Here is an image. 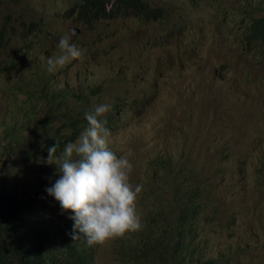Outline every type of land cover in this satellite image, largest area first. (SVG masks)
Returning <instances> with one entry per match:
<instances>
[{
    "label": "rangeland",
    "instance_id": "rangeland-1",
    "mask_svg": "<svg viewBox=\"0 0 264 264\" xmlns=\"http://www.w3.org/2000/svg\"><path fill=\"white\" fill-rule=\"evenodd\" d=\"M248 1L142 0L139 4L151 12L163 9L161 18L144 20L107 14L109 1L101 0L89 6L79 24L67 14L77 0H0V172L10 165L9 186L14 183L21 191L41 179L39 152L27 147L29 158L19 161L27 135L46 137L64 127L66 113L121 99L113 127H107L110 148L129 158L131 182L145 185L137 201L141 218L147 216L141 203L151 201L150 192L157 187H171L169 177L178 185L189 174L195 183L196 172L213 187L212 195L214 184L230 193L235 174L231 165L239 164L251 184L210 205L219 204L221 215L241 211L229 232L239 235L246 247L233 264H264V188L252 189L264 179V170L252 162L264 151V44L247 41L252 19L264 15V0H252L261 10H248ZM60 35L69 36L84 55L49 72L46 57L59 55ZM44 75L58 90L82 86L86 99L66 96L56 107L55 100L37 92L33 97ZM124 97L132 99L130 105ZM11 127L20 131V144L8 153L2 131ZM222 146L230 150L229 165L222 164ZM198 202L203 204L204 197ZM61 212L63 218L72 215ZM199 216L207 249L231 255L225 238L216 234L218 224L206 221L202 212ZM135 234L126 236L134 240ZM117 241L95 247L96 264H121Z\"/></svg>",
    "mask_w": 264,
    "mask_h": 264
},
{
    "label": "trees",
    "instance_id": "trees-1",
    "mask_svg": "<svg viewBox=\"0 0 264 264\" xmlns=\"http://www.w3.org/2000/svg\"><path fill=\"white\" fill-rule=\"evenodd\" d=\"M121 1L118 0V2ZM139 2L133 3L134 6L144 10L146 7ZM100 3L101 0H80L67 11V14L73 16L74 22L82 24L89 6ZM247 8L261 10V4L250 0L247 2ZM155 9L162 17V7ZM103 14H106L105 10ZM107 14L111 15V11L109 10ZM252 20L254 21L249 24L250 32L247 41H250L249 45L252 44V39H255L252 41H255L257 45L264 44V15ZM22 58L24 59V56ZM220 67L225 68L226 64ZM41 79L43 82L40 79L36 82L31 92L32 96L36 97L34 92H37L47 100H55L56 107L61 105L60 100L63 97H76L81 94L86 99L88 95L82 86L73 90L67 88L58 90L52 85L49 76L44 75ZM120 100L111 102L110 111L106 114L110 127H113L112 116L118 111ZM122 100L128 105L132 102V99L127 97ZM34 112L32 111L33 114ZM85 112H88L87 108L66 113L64 127L58 126L53 134H48L46 137L43 134L37 137L27 135L26 142L20 150L19 161L23 163L29 158L27 147H31L42 155L44 163L43 168L38 169L41 179L32 183L28 189L17 191L13 188L14 183L12 187L9 186V176L12 172L10 165L0 172V264H96L95 247L97 245L89 247L83 237L72 240L73 221L68 218L69 216L62 217L61 208H58L54 197L46 192L45 202L39 200L42 188L45 186L46 191V188L54 184V179L48 178L52 166L45 163L48 149L57 145L58 148L63 149L67 142L74 141L79 130L87 125L83 117ZM2 134V145L3 148L8 149V153L20 144V131L16 128H5ZM241 135L246 136L247 132L244 131ZM261 138H264V135ZM222 151V164L229 165L227 160L230 157V150L222 146ZM165 161V165H168L170 157ZM252 162L264 170V151ZM231 166L235 174L230 193L228 190L224 193L213 183L215 191L212 195L213 187L197 178L196 172L194 173L195 183L189 179V174H184L183 181L178 185L173 184V178L169 177L171 187L162 185L150 192L151 201L147 204L141 203L142 209L147 214L146 219L142 216V223L146 221L142 230L136 232L134 240L127 236L117 239L116 245L121 264H233L237 253L246 247V244H243L238 237L239 235L229 232V226L235 222L236 215L241 211L236 208L221 215L219 204L215 207L210 205L212 201L220 200L225 194H233L242 190L245 184H251L250 176L244 168H240L239 164ZM258 187L264 188V179L252 189L255 190ZM36 189L38 193L34 197H29ZM145 192V185H143L141 198ZM201 196L205 200L203 204L198 202ZM20 197H27L24 204L23 201H18ZM245 200L246 198L242 203ZM201 212L206 221H214L218 224L216 234L225 238L231 255L223 251L211 253L207 249V238L199 225ZM157 216L161 218L155 220Z\"/></svg>",
    "mask_w": 264,
    "mask_h": 264
},
{
    "label": "clouds",
    "instance_id": "clouds-1",
    "mask_svg": "<svg viewBox=\"0 0 264 264\" xmlns=\"http://www.w3.org/2000/svg\"><path fill=\"white\" fill-rule=\"evenodd\" d=\"M135 1L142 0H109L111 15L123 18L139 15L137 18L144 20H151V15L161 18L156 9L152 12L146 6L144 10L139 9L134 6ZM57 47L59 55L55 59H51L52 55L46 57L49 72L64 68L84 55L69 36L60 35ZM110 108L106 103L95 105L85 113L87 127L74 141L67 142L63 149L58 145L48 149L45 163L52 166L48 178H53L54 184L46 191L44 186L39 197L45 202L47 192L57 201L58 208L71 212L68 218L73 221L72 240L83 237L89 247L104 245L143 228L137 209L143 185L131 182L133 166L129 158L118 156L110 148L111 131L106 120ZM27 197H20L18 201L24 204Z\"/></svg>",
    "mask_w": 264,
    "mask_h": 264
}]
</instances>
